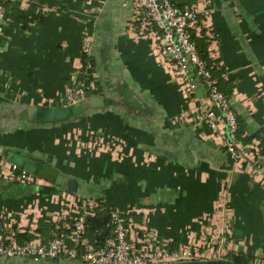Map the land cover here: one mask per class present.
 <instances>
[{
	"label": "crops",
	"instance_id": "crops-1",
	"mask_svg": "<svg viewBox=\"0 0 264 264\" xmlns=\"http://www.w3.org/2000/svg\"><path fill=\"white\" fill-rule=\"evenodd\" d=\"M177 1L208 9L211 55L232 83L239 136L249 138L261 172L231 167L203 115L206 87L196 80L192 93L181 89L173 68L140 33L141 23L138 30L132 22L130 0H0L7 6L0 21V154L23 151L44 167L31 182L0 175L2 230L10 217L12 229L32 233L34 220L55 221L70 198L89 199L124 211L136 241L197 246L215 251L212 259L240 251L261 264L264 0ZM86 36L95 63L88 91L103 104L67 123L20 120L30 106L64 105L65 88L87 82ZM74 130L121 140V157L78 147ZM71 179L74 191L67 188ZM0 264L86 263L0 256Z\"/></svg>",
	"mask_w": 264,
	"mask_h": 264
},
{
	"label": "built area",
	"instance_id": "built-area-1",
	"mask_svg": "<svg viewBox=\"0 0 264 264\" xmlns=\"http://www.w3.org/2000/svg\"><path fill=\"white\" fill-rule=\"evenodd\" d=\"M130 1L133 3L136 19L141 20L140 33L150 40L153 48L160 52L173 68L181 83V89L186 93H192L196 80L206 87L207 98L202 103L203 115L207 120L211 138L227 153L231 167L259 174L261 169L257 164L255 151L238 136V119L230 106L229 98L219 90L216 79L206 69L194 43L190 40L189 28L193 26L198 15L205 17L203 20L205 24L208 9L195 3L180 10L171 0ZM4 14V7L0 2V21L3 20ZM82 53L91 56L90 38L87 36L83 40ZM89 65V61H83L84 77L85 69ZM191 67L194 70L193 75L190 73ZM91 88V81L66 87L63 92L64 104L77 102ZM73 134L80 148H89L96 152L106 151L115 157L122 155L123 142L117 138H95L92 132L82 137L78 130H74ZM0 175L19 182L35 180V175L8 161L1 154ZM98 204L99 202L94 200L70 198L66 207L54 218L55 221L59 218L69 219L64 223L66 231L54 234L45 243L33 232L37 226L36 220L31 226L34 237L18 242L12 229L14 219L9 217L5 230L0 228V256L79 259L86 264H160L203 258V250L197 246L179 244L170 248L152 240L136 241L133 237L132 222L128 220L124 211L117 208H110L113 234L101 246L94 247L86 241L83 233L86 216Z\"/></svg>",
	"mask_w": 264,
	"mask_h": 264
},
{
	"label": "trees",
	"instance_id": "trees-1",
	"mask_svg": "<svg viewBox=\"0 0 264 264\" xmlns=\"http://www.w3.org/2000/svg\"><path fill=\"white\" fill-rule=\"evenodd\" d=\"M173 5L178 7L180 10L190 7V4H179L177 0H171ZM6 2H3L4 9L6 10ZM205 17L203 15H198L195 18V22L192 27L189 28L190 40L194 43L196 51L199 58L205 63L206 69L211 73V76L216 79L217 86L220 91L224 93L225 96L229 98L232 92V83L224 78V68L220 64L219 58H214L211 55V50L209 48L210 43L215 38L214 32L211 28L204 24L203 20ZM134 25L139 28L141 23L140 19H134ZM139 30V29H138ZM90 33V30H89ZM83 61H89L90 65L85 69V78L87 82L92 81V73L95 71V63L93 58L86 56L82 53ZM242 129L239 127L238 123V136L241 135ZM243 143L249 141V138L239 136ZM68 218H59L57 221L45 220L39 218L37 226L33 232H35L42 242H47L54 234H60L65 232L64 223ZM14 238L18 242L30 240L34 237V234L25 230L19 232L16 227H14ZM113 234V224L110 219V207L104 202H99L98 206L93 209V211L86 216L85 219V230L83 237L86 241L93 245L94 247L101 246L104 241ZM174 246L173 244L171 247ZM222 251V250H221ZM223 252V251H222ZM219 257L231 260L234 264H252L258 256L252 254H245L243 252H234L227 250L223 254H219ZM261 264H264V253L257 259ZM213 264H227V263H213Z\"/></svg>",
	"mask_w": 264,
	"mask_h": 264
},
{
	"label": "water",
	"instance_id": "water-1",
	"mask_svg": "<svg viewBox=\"0 0 264 264\" xmlns=\"http://www.w3.org/2000/svg\"><path fill=\"white\" fill-rule=\"evenodd\" d=\"M103 100L101 98H96L92 91L85 92L82 99L71 104H64L58 106H30L23 110L24 114L18 116L20 120H25L35 123H67L71 120L81 118L89 113L90 107H97L102 105ZM7 159L18 165L19 167L26 170L32 175L37 174L39 165L41 166L40 171L44 169L43 163L33 160L30 158L29 154L23 151H9L7 154ZM42 172H39L41 175ZM60 176H57V180ZM76 187V181L71 179L67 183V188L69 191H74ZM213 263H227L234 264L231 260L224 258L207 259V260H188L181 262H165L160 264H213Z\"/></svg>",
	"mask_w": 264,
	"mask_h": 264
},
{
	"label": "rangeland",
	"instance_id": "rangeland-1",
	"mask_svg": "<svg viewBox=\"0 0 264 264\" xmlns=\"http://www.w3.org/2000/svg\"><path fill=\"white\" fill-rule=\"evenodd\" d=\"M204 254L203 258H200L198 260H207V259H212L214 258L215 256V251H206V250H203L202 252Z\"/></svg>",
	"mask_w": 264,
	"mask_h": 264
}]
</instances>
